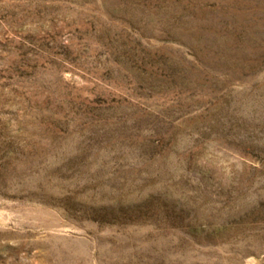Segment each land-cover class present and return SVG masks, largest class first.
<instances>
[{"label": "rangeland", "instance_id": "rangeland-1", "mask_svg": "<svg viewBox=\"0 0 264 264\" xmlns=\"http://www.w3.org/2000/svg\"><path fill=\"white\" fill-rule=\"evenodd\" d=\"M0 264H264V0H0Z\"/></svg>", "mask_w": 264, "mask_h": 264}]
</instances>
